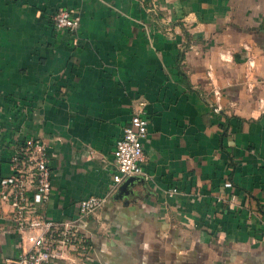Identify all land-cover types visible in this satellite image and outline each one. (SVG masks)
Returning <instances> with one entry per match:
<instances>
[{
	"label": "crops",
	"instance_id": "0c3cea01",
	"mask_svg": "<svg viewBox=\"0 0 264 264\" xmlns=\"http://www.w3.org/2000/svg\"><path fill=\"white\" fill-rule=\"evenodd\" d=\"M63 9L77 31L55 28ZM139 99L150 179L80 222L89 264H264V0H0V177L25 140L46 142L42 214L76 219L109 194ZM13 212L0 209V264L30 246Z\"/></svg>",
	"mask_w": 264,
	"mask_h": 264
},
{
	"label": "built area",
	"instance_id": "2783aa9c",
	"mask_svg": "<svg viewBox=\"0 0 264 264\" xmlns=\"http://www.w3.org/2000/svg\"><path fill=\"white\" fill-rule=\"evenodd\" d=\"M81 22L80 14L65 9L59 10L53 17V24L58 31L75 32ZM149 125L147 103L139 99L134 103L131 121L124 128L123 136L114 150L115 174L109 194L80 201L78 216L72 220H56L40 211V207L50 201L53 191V169L48 144L31 137L18 146L12 158V174L0 177V209L5 204L13 207L16 228L30 244L15 264H54L56 259L64 255L74 256L75 264H89L91 240L82 230L80 222L102 209L108 197L129 178L150 179L144 171L147 160L144 143L149 136ZM28 168L31 174H27ZM178 193V188L168 190L170 197Z\"/></svg>",
	"mask_w": 264,
	"mask_h": 264
},
{
	"label": "water",
	"instance_id": "95a60500",
	"mask_svg": "<svg viewBox=\"0 0 264 264\" xmlns=\"http://www.w3.org/2000/svg\"><path fill=\"white\" fill-rule=\"evenodd\" d=\"M140 182L144 183L145 179L142 178V177L129 178L127 181H125L123 183V185L121 186L119 192H122V191L126 190L127 188H129V186H134L135 184L140 183Z\"/></svg>",
	"mask_w": 264,
	"mask_h": 264
}]
</instances>
